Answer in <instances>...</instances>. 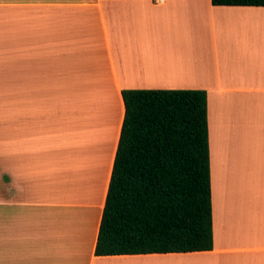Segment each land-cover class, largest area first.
Masks as SVG:
<instances>
[{
	"label": "crops",
	"instance_id": "crops-1",
	"mask_svg": "<svg viewBox=\"0 0 264 264\" xmlns=\"http://www.w3.org/2000/svg\"><path fill=\"white\" fill-rule=\"evenodd\" d=\"M260 66L263 73H254ZM168 79L170 88L206 91L213 248L96 255L124 115L121 91L169 88ZM0 94L7 95L0 264H144L170 256L197 264H264V191L258 200L256 189L234 181L246 172L245 150L231 142L227 153L215 146L211 158L213 137L215 144L216 137L264 133V5L0 0ZM98 94L106 103L98 105L93 163L87 165L85 153H92L85 147L62 159L58 137L45 134L61 119L53 102ZM57 158L64 165L61 183Z\"/></svg>",
	"mask_w": 264,
	"mask_h": 264
},
{
	"label": "trees",
	"instance_id": "trees-1",
	"mask_svg": "<svg viewBox=\"0 0 264 264\" xmlns=\"http://www.w3.org/2000/svg\"><path fill=\"white\" fill-rule=\"evenodd\" d=\"M264 5V0H211ZM96 255L213 248L207 95L198 88H126Z\"/></svg>",
	"mask_w": 264,
	"mask_h": 264
},
{
	"label": "rangeland",
	"instance_id": "rangeland-1",
	"mask_svg": "<svg viewBox=\"0 0 264 264\" xmlns=\"http://www.w3.org/2000/svg\"><path fill=\"white\" fill-rule=\"evenodd\" d=\"M252 65V63H249ZM244 68V67H243ZM246 68V65H245ZM262 67L260 66L257 72V74H262ZM163 83L166 86H169L170 88V79L167 81H164ZM6 96L5 94H0V163H5L6 158H5V137H7V125H6V108H7V101H6ZM76 96H81V97H75L74 95H61V99L53 102V106H57V110L60 112V122L58 126H55L54 128H50L51 130L48 132V130L45 132V134L48 133V136L51 137H58V140L56 142V145L59 148L58 155L62 154V159L67 158V155L70 156L71 159L73 157H77V154L79 155L78 149L80 147H85L89 150L93 148V142L95 138L97 137L96 134L94 133V129L96 124L98 122V119L100 117V114L102 112L99 111L98 105L104 107V102L106 103L105 94H98L96 95H91L87 99H83L82 95H76ZM95 107V108H93ZM78 111V113H77ZM90 113V115H89ZM84 114V115H83ZM92 114H95L94 117H97L95 119ZM85 116V117H83ZM106 121H104V127L106 126ZM101 128L103 127V123H100ZM114 127V126H113ZM115 128V127H114ZM114 132V131H113ZM17 133V132H16ZM83 133V134H82ZM83 135V137H82ZM17 137V135H16ZM79 142L80 145L78 146ZM238 143L237 145L243 146V149H238V150H245V160L247 161L246 164V172L245 173H238L237 175H234L236 179L234 180L237 184H244L247 186L249 189H256V195L255 197L258 200L263 197V191L264 189V133L262 137H220V140L218 142V137H216L215 144H214V137L212 140V161H213V154L215 150V146L219 150V152H225V150H230L233 145ZM110 143H107V146ZM88 154L85 153V157L87 159V165L88 163L92 164L93 160L95 159V151H89ZM80 156V155H79ZM83 157L84 160V156ZM248 157V158H246ZM251 157H254V159H250ZM85 159V160H86ZM56 175L57 179L59 180L57 183H61L62 179L64 178V165L61 163L60 158L56 159ZM71 163H70V168H71ZM92 175V174H89ZM231 180L229 179L227 182H225L227 185L224 187L226 189V194L229 195V185H230ZM57 187H60L57 185ZM260 188V191H258ZM62 193H65L62 191ZM66 194V193H65ZM250 196H254L252 193ZM226 197H223L222 200H225ZM238 201V200H237ZM239 203H244V201H240ZM213 205V203H212ZM258 208L257 207V202L256 201H251V206L250 210L251 211H256ZM240 209H247L243 206L240 207ZM240 213V211L238 212ZM173 259H187V258H178V257H172L170 256V259L168 258H160L157 260H173ZM153 261V262H162V261ZM195 260V258H193ZM197 261V260H196ZM194 261V262H196ZM153 262L149 263H144V264H155ZM158 264V263H157Z\"/></svg>",
	"mask_w": 264,
	"mask_h": 264
},
{
	"label": "bare ground",
	"instance_id": "bare-ground-1",
	"mask_svg": "<svg viewBox=\"0 0 264 264\" xmlns=\"http://www.w3.org/2000/svg\"><path fill=\"white\" fill-rule=\"evenodd\" d=\"M161 59H158L160 61ZM157 261H162V262H153L155 264H197L196 262H190L187 260L183 259H175V260H157ZM145 263V262H144Z\"/></svg>",
	"mask_w": 264,
	"mask_h": 264
}]
</instances>
